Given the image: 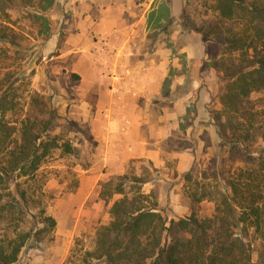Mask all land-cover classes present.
Instances as JSON below:
<instances>
[{
  "label": "trees",
  "instance_id": "1",
  "mask_svg": "<svg viewBox=\"0 0 264 264\" xmlns=\"http://www.w3.org/2000/svg\"><path fill=\"white\" fill-rule=\"evenodd\" d=\"M10 1L0 0L4 17V4ZM55 4L56 0H39L41 12ZM213 9L217 17L200 25L183 9L181 22L173 18L167 26L179 24L204 43L207 58L200 71L213 68L223 74L222 110L209 112L211 124L218 146L225 148L228 159L240 157L244 167L228 179L215 172L214 180L221 178L222 183L217 182L210 198L204 191H187L191 213L178 218L170 216V192L176 183L166 190L163 204L157 179L115 177L101 192L108 201L119 196L110 207L111 220L96 233L93 250L85 253L82 264H264V147H251L264 142V103L261 110L250 111L251 95L264 93V0H215ZM33 18L47 21L42 14L34 13ZM18 36L23 39L0 24V55L8 45L22 47ZM50 37L52 33L47 34ZM12 77L0 65V229L4 234L0 264H14L31 240H40L46 228L54 227L51 216L43 217L44 227L36 233L21 230L19 224L28 215L33 218L30 178L54 150L65 146L70 151L60 135H51L58 113L39 93L30 94L26 114L10 121L9 114L20 105L18 78ZM170 81L169 77L166 86ZM22 177L27 179L20 182ZM182 178L190 183L192 173L187 171ZM147 183L155 185L149 193L143 191ZM205 200L215 204L210 216L200 213Z\"/></svg>",
  "mask_w": 264,
  "mask_h": 264
},
{
  "label": "rangeland",
  "instance_id": "2",
  "mask_svg": "<svg viewBox=\"0 0 264 264\" xmlns=\"http://www.w3.org/2000/svg\"><path fill=\"white\" fill-rule=\"evenodd\" d=\"M70 1L56 0L54 7L41 12L39 0H11L4 4L7 17L0 13V24L9 26L17 35L23 37L21 40L20 36L17 38L22 43V47L8 45L5 53L0 55V65L5 66L6 71L11 73L13 76L11 79L18 78L16 87L20 89L16 91L20 97V105L15 113L9 114L10 121H17L28 112L30 94L37 92L58 113L57 126L51 135H60L61 142L70 146V151H67L65 146L54 150L30 178L32 181L29 190L35 199L30 211L33 218L28 215L24 223L20 222V229L36 233L44 227L42 219L45 216L53 217L55 225L53 228H46L47 231L40 235V240H31L22 249L14 264H82L85 253L93 250L96 233L109 224L110 207L113 201L119 198L116 196L108 201L101 195L105 184L118 175L107 179L88 178L89 170L95 160L93 152L98 146L96 145L98 141L92 131L94 127L92 120L83 116L79 119L78 114L74 113L77 109L76 105L81 106L86 92L80 89L81 77L72 72L74 65L70 58L69 60L57 58L66 52L68 46L66 36L70 33L71 27L67 23L69 21L67 5ZM143 3L147 4L149 1L133 0L134 9L131 10L132 14L126 13L127 17H142L144 14L150 17L153 23L151 21L147 26L153 32V47L164 44L179 50L188 38L186 40L178 34L177 24L169 28L167 26L169 21H173V13L179 10L177 0H153L152 12L149 6H140ZM214 3L215 0H182L181 9L182 11L184 9L191 20L200 25L206 19L217 17L213 9ZM34 13L42 14L47 21L35 20ZM177 20L181 22V16ZM46 28L49 31H46ZM181 30L187 33L183 27ZM48 33L57 37L51 51L47 47ZM172 37H176L175 40ZM191 40L189 39V42ZM199 66L193 70L205 77L203 83L208 94L204 90L200 98V93L197 92L195 102L191 103L183 116L180 130L174 131L168 137L153 138V148L161 150L165 166L156 169L147 160H133L129 163L127 172L123 174L130 177L157 179V187L161 194L160 201L163 204L166 203V190L176 183L170 192V206L173 209L170 216L174 215L176 218L191 213L189 199L186 197L187 191H196L198 194L204 191L210 198L217 182L222 183L221 178H217V182L214 180L215 172L220 171L228 179L244 167L240 157L228 159L225 148L218 146L220 140L211 124V118L203 116L207 111L222 110L219 89L223 84L221 79L223 74L213 68L200 71ZM174 74L172 72L171 76ZM74 75H78L79 78ZM86 97H89L90 102L95 99L94 93ZM250 99L253 102L250 111L254 113L261 110L264 93L255 92ZM161 108V102H154L153 125L161 123L159 120ZM80 110L85 111L84 108ZM200 113L204 118H199ZM200 124L202 126L206 124V127L210 126V128L200 132L195 143L194 136H197V132L194 128ZM101 126L100 128L103 129ZM251 147L254 150L264 147V142H258ZM186 151L193 155L191 167L187 170L192 173L190 183L182 178L184 169L188 167L185 165L180 167L181 156ZM104 166L105 164H102L100 167ZM25 179L27 178L22 177L19 181ZM196 183H199V186ZM154 187L153 183H147L143 191L149 193ZM214 208L215 204L210 200L200 203V213L203 216L212 215ZM7 223L2 224L1 227L6 226ZM3 238L4 234L0 229V241ZM256 257L255 253L254 259Z\"/></svg>",
  "mask_w": 264,
  "mask_h": 264
},
{
  "label": "crops",
  "instance_id": "3",
  "mask_svg": "<svg viewBox=\"0 0 264 264\" xmlns=\"http://www.w3.org/2000/svg\"><path fill=\"white\" fill-rule=\"evenodd\" d=\"M146 1L149 3L140 6L147 5L152 12L153 0ZM134 5L133 0H71L67 5L71 31L66 36V52L57 58H70L74 65L72 72L81 77L80 89L86 92L74 113L79 119L83 116L92 120V131L98 141L89 179L121 176L133 160H147L156 169L165 166L163 153L153 148V138L168 137L180 130L183 116L195 102L197 92L200 98L204 90L208 94L203 83L205 77L193 70L207 58L204 43L196 35L182 32L178 24V34L188 38L179 50L164 44L153 47V32L147 26L153 20L145 14L126 15L132 14ZM177 6L179 10L172 17L179 23L182 0H177ZM55 40V35L48 40L50 51ZM169 77L171 81L166 86ZM90 93L95 96L92 102L86 97ZM157 101L162 104L161 123L153 125V104ZM200 114L199 118H210L208 111ZM201 124L194 128L195 139L210 128ZM192 159L189 151L181 156L180 167H188L185 172L190 169ZM102 164L105 166L100 167Z\"/></svg>",
  "mask_w": 264,
  "mask_h": 264
}]
</instances>
